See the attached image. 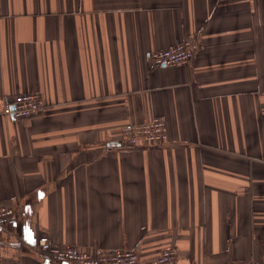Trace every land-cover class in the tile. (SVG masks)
<instances>
[{"label": "crops", "instance_id": "obj_1", "mask_svg": "<svg viewBox=\"0 0 264 264\" xmlns=\"http://www.w3.org/2000/svg\"><path fill=\"white\" fill-rule=\"evenodd\" d=\"M195 37L189 63L154 51ZM37 91L41 114L5 104ZM169 137L127 146L126 121ZM0 264L42 236L176 264L264 261V0H0Z\"/></svg>", "mask_w": 264, "mask_h": 264}, {"label": "built area", "instance_id": "obj_2", "mask_svg": "<svg viewBox=\"0 0 264 264\" xmlns=\"http://www.w3.org/2000/svg\"><path fill=\"white\" fill-rule=\"evenodd\" d=\"M198 49L195 37H187L176 45L154 51L151 59L154 65H175L189 63ZM45 102L37 91H24L11 103H6L3 112L15 118L31 117L41 114ZM121 139L127 146L143 142L160 143L169 137L168 125L164 117L154 115L146 122L126 121L120 127ZM17 222L14 206L0 205V228L12 226ZM38 246L46 251L49 258L70 264H176L177 253L174 247H166L153 257H143L133 248L101 250L92 253L76 245H59L48 236L38 240ZM223 264H264L257 258L236 259Z\"/></svg>", "mask_w": 264, "mask_h": 264}]
</instances>
